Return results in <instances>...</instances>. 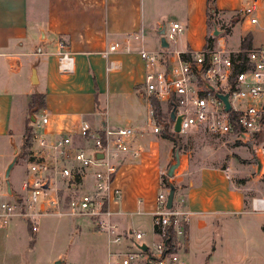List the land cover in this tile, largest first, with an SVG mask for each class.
Here are the masks:
<instances>
[{"label": "crops", "instance_id": "1", "mask_svg": "<svg viewBox=\"0 0 264 264\" xmlns=\"http://www.w3.org/2000/svg\"><path fill=\"white\" fill-rule=\"evenodd\" d=\"M216 1L220 12H229L226 4L232 0ZM156 2L0 0V168L12 160L21 147L22 141L20 144L16 142L12 127L14 112L22 127L21 137L28 113L33 131H44L49 138L70 133L80 141L76 132L83 120L94 126H145L150 110L142 88L147 65L137 51L141 46L149 50L158 49L150 33L156 26L158 33L165 23L158 17L161 11L154 8ZM166 2L176 6L180 17L172 21L186 24V32L176 40L174 49L202 48L207 43L208 34L206 0ZM245 22L251 25L247 20ZM248 33L252 35L251 46L264 42L255 43V35L245 29L240 34L239 47ZM221 38L227 47L226 35ZM59 42L64 46L60 47ZM115 42L120 44L119 48L103 56L102 51ZM167 49L172 50L169 46ZM60 50L68 52L72 58V68L68 72L59 69ZM110 63L112 66L109 68ZM28 85L33 87V93L43 95L45 105L37 110L48 117L43 129L34 126L39 119L37 111L30 108L32 92ZM163 107L161 103L162 114ZM33 117L35 120H31ZM162 130L153 133L148 128L143 135L136 136L133 144L139 148L140 154L123 159L113 180L114 187L120 190L119 201L111 204L114 215L132 217L129 226L124 225L122 231L141 230L134 222L149 219L151 240L154 237L150 213L156 207L162 175L174 161L173 144L163 136ZM182 155L181 164L169 181L176 187L175 195L183 197L186 207L192 211L184 254L180 257L186 264L199 253L203 257L205 254L215 256L213 234L220 221L224 231L228 230V222L240 221L242 226L245 225L242 231L247 233L251 229V214L256 215L254 219L259 224L262 217L245 210L246 195L240 186L232 185L228 167L226 171V168L217 166H202L196 176H191V170L184 172ZM135 216L138 217L134 220ZM22 221L14 218L5 225L0 222V264H22V250H17L20 242L34 249L37 234L31 233L26 224L28 240L25 241L27 237ZM115 223L118 227L117 220ZM257 240L249 238L248 245L256 247ZM107 241L106 237V248L98 264H107L109 250L117 249ZM225 244L224 261L227 264L226 254L230 247L229 243Z\"/></svg>", "mask_w": 264, "mask_h": 264}, {"label": "built area", "instance_id": "2", "mask_svg": "<svg viewBox=\"0 0 264 264\" xmlns=\"http://www.w3.org/2000/svg\"><path fill=\"white\" fill-rule=\"evenodd\" d=\"M259 10L264 17V0H248L241 8L251 25L258 23ZM182 31L180 22L171 21L168 26L165 24L164 37L174 39ZM59 46L63 47V42H59ZM119 46L117 42L110 44L102 51L103 56ZM241 52L245 53V65L237 71V66L242 65L238 59ZM58 53L59 69L70 71L71 56L63 50ZM137 53L147 65L143 93L150 110L145 126H94L83 120L76 132L80 141L70 133L49 138L46 132L34 130L27 160L25 195L15 200L0 188V222L5 225L14 218H21L35 234L43 215L85 216L94 227L106 233L109 245L117 247L109 250L107 264H185L178 251L187 241L192 211L186 207L185 199L175 194L171 207L167 208L168 188L162 182L156 195V207L150 213L152 247L146 241L141 242L145 232L130 229L118 233L117 224L111 221L114 215L111 204L120 199V190L114 187L113 180L121 161L140 154L133 142L148 128L158 133L170 122L173 131L169 112L174 104L176 115L181 116L179 134L197 129L216 135H234L246 143L256 141L253 149L260 157L263 192L250 197L248 211L261 215L264 232V42L234 51L227 49L221 37H216L200 49L149 50L141 46ZM111 66L110 63L109 68ZM217 94L228 95V111ZM151 98L168 103L165 123L154 116ZM47 123L45 113L34 126L43 129ZM97 152H101L102 157L96 158ZM60 182L63 189L58 186ZM9 196L12 200L6 199ZM142 243L147 246L145 250L140 248ZM131 245L134 250L130 249Z\"/></svg>", "mask_w": 264, "mask_h": 264}, {"label": "rangeland", "instance_id": "3", "mask_svg": "<svg viewBox=\"0 0 264 264\" xmlns=\"http://www.w3.org/2000/svg\"><path fill=\"white\" fill-rule=\"evenodd\" d=\"M166 1L170 0H157L154 8L156 11H161V15L158 17L161 22L163 21L168 26L174 18L178 20L180 17L177 13L176 6ZM213 1L216 6L217 1ZM247 4L248 0H232L230 4H226L228 5L227 8L230 9L228 10L229 12H220L218 10L216 15L211 17L213 24H207V36L213 35L212 31L216 28L219 32L217 36L221 37L226 35L228 50L240 49V34L243 33L245 29L252 31L255 35V43L264 41L263 14L259 10L258 23L246 25L240 7L246 6ZM242 20L243 22H241ZM180 23L183 26V31L177 34L174 39L167 40L172 50L175 47L176 40L186 32V24ZM157 28L158 26L152 29L150 34L154 39L155 46L159 49L161 48L160 35L157 33ZM217 36L214 37L216 38ZM28 87L31 89L32 94H34L33 92L35 91L33 87L31 85H28ZM163 106V118L161 115L157 118L158 120L166 119L168 103L163 102ZM36 116L39 121H41L42 115L40 111L36 112ZM28 118L29 113L26 118L25 126L28 125ZM12 127H14V132L16 134V142L20 144L22 141L20 144L22 154L11 169L9 181L11 183L12 192L23 196L25 195L24 184L28 169L27 160L29 159L30 148L25 145L23 146L24 134L22 137L19 136V134H22L20 130L22 127H20V122L15 112L13 113ZM165 127L167 131L172 132V138H165L173 144L174 148L176 144L174 139L175 134L172 131L170 122ZM177 137L180 140V151L183 153L182 162H184V172L191 170V176H196L198 169L202 166L228 167V178L231 180L232 185L240 186V189L246 195L245 210L248 211V201L250 197L263 192V183L260 176L256 174V166L251 154L252 148H254L253 142L256 141L246 143L236 138L234 135H216L204 130L198 131L192 129H189L186 133H177ZM20 145H18V148ZM162 152L165 155L163 147ZM10 161L3 164L0 168L1 189H5L4 172ZM58 186L61 189L64 187L61 182ZM160 190L161 189H159L158 192ZM6 199L12 200L10 196ZM251 216L253 217V219H251V229H248L247 233L242 231V227L245 228V225L242 226L240 221L236 223L228 222V230L226 231L222 230V221H220L219 227L214 229L213 234L215 240L214 245L216 246L215 256L210 257L208 254H205L203 257V255L199 253L193 261L186 260V264H203V261H205V264H226L224 261L226 257L224 252L227 250L226 242L229 243L228 245L230 247V252L228 253L227 251L226 254L227 264H264V232L261 227L262 219L259 218V224V222L254 219L256 215L251 214ZM137 217L138 216H135L134 220ZM130 219H132V217H118L116 215L111 217L113 223L116 222V220L118 222V233L122 231L124 225L129 226ZM21 223L24 232H26L25 235L27 239L25 241H27V223L24 220ZM134 225L141 228L143 232L144 230L147 232L141 242L146 241L152 247V240L150 239L151 222L149 219L145 221L136 220ZM36 234L37 240L33 250L30 247H25V242L22 244L20 242L17 246V250H22L23 253L21 260L22 264H98V261L100 262L102 260L101 255H103L106 248V233H104V231H99L96 226L94 227L92 221L85 216L43 215L39 218V228ZM249 238L259 239L257 240L256 247L248 245ZM130 249L134 250L132 245ZM183 254L184 251L182 248L178 251V255L182 258Z\"/></svg>", "mask_w": 264, "mask_h": 264}, {"label": "water", "instance_id": "4", "mask_svg": "<svg viewBox=\"0 0 264 264\" xmlns=\"http://www.w3.org/2000/svg\"><path fill=\"white\" fill-rule=\"evenodd\" d=\"M164 30H165V24H163L161 26V29L158 30V34L160 35V47L161 48H167L169 46V43L167 42L166 38L163 36L164 34ZM213 36H217L219 34L218 30L216 28L213 29L212 31ZM209 88L212 90V86L209 85ZM218 97L220 99H222V101L225 104V111H228L230 108V104L228 101V95L227 94H217ZM31 116H33L32 111H31ZM169 118L170 120L173 122V132H174V139H175V147H174V161L171 162L169 164V166L167 167L166 171H165V176L168 178V183H167V188H168V194H167V201H166V207L169 208L171 207L172 204V200L175 194V189L176 187L174 186V184L169 181L170 178H172L180 164H181V151H180V140L177 137V133H179L180 131V121H181V116L180 115H176V107L174 104H172V108L169 112ZM31 120H35L34 117L31 118ZM22 154V149L19 148V150L15 152L13 159L10 161V163L7 165L6 170L4 172V178H5V190L8 193V195L14 197L15 200L19 199V195L16 193L12 192L11 189V183L9 181V176H10V172L12 167L14 166L15 162L17 161V159L21 156ZM252 158L253 161L255 163L256 166V174L259 175L260 173V168H261V162H260V157L258 155L254 154V149L252 148ZM96 158H100L102 157V153L101 152H97L95 154ZM47 187V184H44V188ZM140 248H142L143 250H145L147 248V246L142 243L140 245Z\"/></svg>", "mask_w": 264, "mask_h": 264}, {"label": "trees", "instance_id": "5", "mask_svg": "<svg viewBox=\"0 0 264 264\" xmlns=\"http://www.w3.org/2000/svg\"><path fill=\"white\" fill-rule=\"evenodd\" d=\"M207 24H213V21L211 20V17H213L214 15H216L218 9L216 8V6L214 5V1L213 0H207ZM215 39L214 36L209 35L206 38V44H211L213 42V40ZM251 41H252V35L251 34H247L246 36H244L241 40L240 43V49L241 51L249 49L251 47ZM234 59V57H233ZM238 59L241 60L242 65L241 66H237V71L240 69H243L242 67L245 65V53L241 52L238 55ZM151 105L153 107V113L154 116L156 118H159V116L163 115L162 114V109H161V103L155 99V98H151L150 99ZM45 105L44 103V98L43 95L40 93H34L31 95L30 97V108H32L34 111H37L40 108H43ZM161 123H165V120H161ZM30 121L28 120L27 123L28 125L25 126V131H24V139H23V146L25 145L26 147H30L31 145V138H32V132H33V127L31 126V124L29 123ZM165 128V129H164ZM163 136L164 137H171L172 138V132L171 131H167L166 127H163L162 130ZM182 153V152H181ZM183 154V153H182ZM161 182L164 186L167 187V183H168V178L165 175H162L161 178ZM20 196V195H19ZM245 207H246V197H245Z\"/></svg>", "mask_w": 264, "mask_h": 264}]
</instances>
